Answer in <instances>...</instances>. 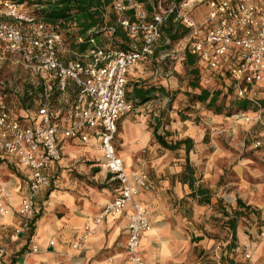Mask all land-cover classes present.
Here are the masks:
<instances>
[{
	"label": "crops",
	"instance_id": "crops-1",
	"mask_svg": "<svg viewBox=\"0 0 264 264\" xmlns=\"http://www.w3.org/2000/svg\"><path fill=\"white\" fill-rule=\"evenodd\" d=\"M203 13L198 10L196 16ZM4 19L14 22L10 18ZM184 43L180 40L177 47L182 50ZM61 48L60 45L59 54L65 61L81 55L67 47ZM65 50L71 52V59L63 57L61 51ZM159 59L161 55L151 54L136 63L127 72L126 92L131 90L129 83L132 82L161 86L169 95L176 86L181 88L177 82L181 71L173 73L166 70V66L165 71H159L156 68ZM199 63L205 70L201 71L202 81L210 78L213 81V76L218 77ZM147 67L151 71H145ZM147 76L156 82H147ZM46 78L51 79L49 75ZM76 93V86L68 81L64 91H53L51 95L50 103L61 110L59 123L63 125L70 123ZM155 95L146 103L134 105L118 119L114 139L126 170L138 167L137 157L144 156L149 179L155 185L152 192L137 194V198L151 208V229L140 237L141 256L145 264H219L212 254L220 229L217 212H222L223 203L241 199L239 195L227 192L226 184L218 186L225 162L229 161V152L214 142L205 143L199 125L178 117L173 105L175 99L170 101L158 91ZM42 100V93L35 94L31 104L36 107L29 110L26 107L29 101L16 100L8 90H0V107L8 109L23 123L32 122L29 117L35 114ZM150 102L154 104L153 112L145 110V105ZM212 118L205 114L207 123L208 120L213 122ZM157 122L160 123L158 132H168V141L184 137L193 140L188 157L182 147L171 150L155 141L153 126ZM212 143V146L216 145L213 149ZM59 149L60 157L48 169L50 185L36 194V213L31 228L19 234L13 243L8 237L21 224L19 203L26 192L30 170L14 155L0 153V182L12 194L6 200L8 213H0V245L4 248L0 264H130L125 249L128 236L126 211L118 215L107 214L100 224L93 221V217L113 199L117 187V181L100 169L102 153L95 136L90 134L87 142L79 137L60 138ZM203 155L205 163L202 162ZM186 157L193 173L185 165ZM199 172L203 176L199 177ZM192 177L195 186L200 185L209 192L217 187L215 194L209 195V202L199 201V196L191 194L189 182ZM243 186L239 183V188ZM86 226L90 228L88 234ZM245 229L237 226L235 245L231 248L224 245L222 264H264V244H260L257 235L252 233L254 227L247 232ZM83 234L86 237L82 246L74 248L73 244ZM33 245L37 251H32ZM246 253L251 255L249 259H245Z\"/></svg>",
	"mask_w": 264,
	"mask_h": 264
},
{
	"label": "built area",
	"instance_id": "built-area-1",
	"mask_svg": "<svg viewBox=\"0 0 264 264\" xmlns=\"http://www.w3.org/2000/svg\"><path fill=\"white\" fill-rule=\"evenodd\" d=\"M201 5L205 11L198 17ZM111 8L130 39V49H104L93 44L77 59L65 61L59 54L61 37L57 32L20 4L0 0V60L6 54L43 78V100L29 117L31 123H23L0 107V153L14 155L30 170L19 203L21 224L8 240L13 243L19 234L30 230L36 194L50 185L48 169L60 157V138L79 137L87 142L92 134L102 153L100 169L117 181L113 199L93 221L100 224L105 215L126 211L128 260L130 264H145L139 247L141 234L151 229L150 211L137 194L151 191L154 184L141 162L127 171L114 145L117 121L133 107L126 98L127 72L153 53L161 25L172 16L174 22L189 28L182 51L195 55L207 71H228L233 97L259 105L264 98V0H112ZM166 56H173V51L161 54V58ZM48 75L51 79L46 78ZM68 81L74 83L77 93L70 123L63 125L59 123L61 110L51 105L50 98L53 91H64ZM6 87L5 80L0 79V90ZM234 116L262 123L264 130L261 110ZM259 144L256 140L255 146ZM11 197L0 182L1 214L8 213L6 200ZM89 232L86 226V234ZM86 234L77 239L74 248L82 246ZM3 250L0 245V254ZM32 251H37L35 245ZM244 256L251 257L250 253Z\"/></svg>",
	"mask_w": 264,
	"mask_h": 264
},
{
	"label": "trees",
	"instance_id": "trees-1",
	"mask_svg": "<svg viewBox=\"0 0 264 264\" xmlns=\"http://www.w3.org/2000/svg\"><path fill=\"white\" fill-rule=\"evenodd\" d=\"M20 4L22 9L34 15L36 18L42 19L48 29L57 32L61 37V45L66 44L69 50L82 54L87 51L93 44L104 49L128 50L130 49V39L126 32L117 24L116 16L111 8L112 0H9ZM143 1V0H141ZM180 2L182 0H175ZM108 7V11L106 10ZM172 16L166 20L160 27V38L157 41L152 54L159 57L163 53H167L173 49L175 43L182 40L188 33L189 28L183 26L179 22H174ZM16 24V23H15ZM19 25V24H16ZM113 28V30L111 29ZM167 57L162 58L166 60ZM233 60V59H231ZM183 64L191 79L187 83L188 89L183 91L184 96L189 103H200L205 108L212 110L217 114L223 113L228 109L227 115L247 112L254 114L257 110L264 113V98L259 100V105L253 104L246 99L235 98L232 95V88L229 79V72L224 71L223 75H218L216 80L205 85L201 82L202 66L195 55L187 51H183ZM229 63H231L229 61ZM167 70V68H166ZM43 82V78H40ZM131 90L126 92V98L133 105L143 104L156 97L155 92L168 96L169 100L176 98L177 93L169 95L163 87L154 85H139L138 82L129 83ZM43 92L42 85L34 88L27 86L24 95L21 96L23 102L30 101L35 94ZM29 94V95H28ZM229 99L230 105L226 108L220 99ZM31 104V103H30ZM159 122L153 126V136L156 142L162 146L176 150L183 148L188 157L189 151L193 147V140L190 137H184L168 141L166 135L168 132H158ZM186 157V166L189 172L193 173L190 168L188 158ZM194 178L189 182L191 194L199 196V201L209 202L210 192L201 187L194 185ZM239 207L249 210L250 205L236 199ZM222 214L227 216L226 224L230 230V241L228 248L235 245L236 227L239 216L242 211L233 209L231 212L222 209Z\"/></svg>",
	"mask_w": 264,
	"mask_h": 264
},
{
	"label": "rangeland",
	"instance_id": "rangeland-1",
	"mask_svg": "<svg viewBox=\"0 0 264 264\" xmlns=\"http://www.w3.org/2000/svg\"><path fill=\"white\" fill-rule=\"evenodd\" d=\"M200 11H205V5H201L198 8ZM108 11V7L106 9ZM197 15V14H196ZM185 38V37H184ZM183 38V40H184ZM61 49L68 46L66 44L61 45ZM69 49V48H68ZM1 51V48H0ZM173 56H166V60L157 61L156 68L159 71H165L166 66L168 71H181L177 79L178 84L180 83L181 88H176L171 90L172 93L176 92L177 96L173 101L174 110L177 111L178 117H183L191 121L193 124H197L201 127V132L204 134L203 141L214 142L216 145H221L225 151L229 152V161L225 162L226 167L223 169L222 177L219 180V185L226 184L224 189L234 195H239L242 202L250 205L249 210L239 207L236 201L231 203H223L224 209L231 212L233 209H238L242 211V215L239 216L237 220V226L246 227L245 231L254 227L252 233L257 235V239L260 244H264V130L262 123L248 122L242 118H237L232 114L228 116L226 113L228 109H225L223 113L217 114L212 110L205 108L200 103H189L187 98L184 96L183 91L188 89L187 83L191 79V76L187 73V70L183 64V51L177 47V43L173 46ZM61 54L65 59H71V52L65 50L61 51ZM4 59L0 60V79L5 80L7 87L5 91L12 95V98H20L24 95L25 88L28 86L37 88L40 87V76L35 75L33 72L23 67L20 63L14 61L6 54H4ZM165 64V65H164ZM145 71H151L149 67ZM202 71H205L202 68ZM207 71V70H206ZM224 71H215L213 74L220 75ZM210 76V74H208ZM153 78V77H152ZM151 76L146 77V81L149 80L155 83L156 79L153 81ZM201 82L207 85L211 82L206 83L200 77ZM216 80L213 76V81ZM29 95V94H28ZM225 107L227 108L231 102L229 99H220ZM26 105L29 110H34L36 105L30 104ZM134 106V105H133ZM15 109V108H14ZM16 110V109H15ZM145 110L147 112L154 111V104L152 102L145 105ZM211 115L213 117L212 121H205V114ZM262 121L264 123V113L262 114ZM260 140V144L255 146V141ZM209 145V144H208ZM213 143L211 144V146ZM216 145L212 146L216 147ZM210 147V145L208 146ZM205 155V154H204ZM202 156V162L205 163L206 158ZM143 163L147 170L146 160L144 156L137 157L138 165ZM203 164V163H202ZM200 167V166H199ZM200 173V172H199ZM203 176V173L199 174V177ZM239 183H243V187L239 188ZM155 187V185H154ZM155 188H153L152 192ZM217 190H210V196H213ZM142 201V200H141ZM144 202V201H143ZM145 203V202H144ZM151 211L148 203H145ZM220 212V213H219ZM216 216L219 220V232L217 237H215L214 248L212 254L214 260L223 263V253L222 250L225 244L230 241V230L226 224V219L222 212L219 210ZM244 257V256H243ZM246 259V258H245Z\"/></svg>",
	"mask_w": 264,
	"mask_h": 264
}]
</instances>
